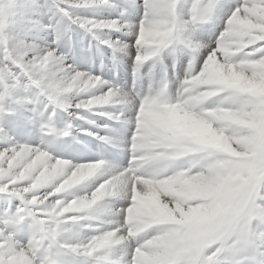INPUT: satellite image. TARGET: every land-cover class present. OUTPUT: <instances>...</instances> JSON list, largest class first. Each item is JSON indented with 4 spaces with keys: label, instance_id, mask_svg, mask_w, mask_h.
Returning a JSON list of instances; mask_svg holds the SVG:
<instances>
[{
    "label": "bare ground",
    "instance_id": "obj_1",
    "mask_svg": "<svg viewBox=\"0 0 264 264\" xmlns=\"http://www.w3.org/2000/svg\"><path fill=\"white\" fill-rule=\"evenodd\" d=\"M106 1L108 0H70L66 6H61L60 8L56 7L53 9L50 7L51 4L45 3L43 11H40L38 14V19H35L37 20L36 23L38 26L35 28L31 36L32 40L28 41L27 43L35 46L29 47L30 50L28 53L32 55V57L29 59L31 62H33V65L38 66L36 68L38 73H36V71L35 73L38 75L39 80H32V85L27 83L30 84L27 85V95H31L32 97L33 92L35 95L43 96L44 100H50L51 106L54 108L55 116L60 113L56 124L49 127L50 136H54L56 133H58V131L63 132L59 120L62 118L63 114H68L72 119H74L75 123L78 124V127H80V121L85 119V113H88V111H95L98 108V106L94 105L95 103H98L97 105H103L116 101L120 102L124 99V92L116 89H108L105 82L92 77L83 67L80 69L72 64L70 59H75L76 54L80 52L78 49H81V51L84 53L88 49L87 47H95L98 48L97 50H104L103 45H106L109 46V48L115 50L121 62L124 63V60L127 59V65L129 66L131 65V61L135 56L139 57L140 60L152 56V53L158 48H163L166 44L170 43L173 40L174 35L179 34L180 29L182 28L186 30V36L190 38L187 39L185 37L187 42L196 46L199 50L198 54L200 57H198L196 71H202V73L194 80V83L199 86L197 89V95L204 98L203 90H206L207 85L210 83H224L223 85L229 84V87L233 88L230 89L231 91H233L235 88L241 91L242 95L236 96L232 94L230 90H226L224 93H221L220 90H222V88L212 89L211 93L213 99L212 101H209L206 106L212 112H208L205 117L196 115L191 116L189 114L183 113L182 110L184 109L175 107L174 114L167 117H152L148 124L154 125L157 123L158 125H161V128H172L174 125H178L179 127L183 126L186 131L198 134L199 137L201 136L200 134L205 136V138L201 137L199 139L194 136L195 139L199 141V143H206V145L203 144L202 147H209V144L211 146V144L216 143L218 145L217 147L220 148L219 150L224 152V154H230L235 158L244 157V155L253 157L256 154H259L258 152L260 145L261 142H263L262 134L264 133V106L260 104L262 99L261 95L264 93V0H238V5L240 8L238 12L234 11L233 13L232 11L234 5H230L226 1L224 3L222 0H220L219 5L221 6L219 7V13H222V17L220 20L221 26H218V28L222 27V22L224 20H228V29L222 35V37H220V41L218 40L219 42L214 41L212 35V40H210L211 38L205 39L204 36L197 33L196 31H194L196 34L195 37L191 35L190 30L193 31V29L190 22L193 14L197 13L198 16L201 15L202 19L205 18L203 17L205 15V5L202 4V0H155V2L152 0H138L139 6L134 8L144 10L145 19L140 26L138 23H135L137 20L134 19L133 25H131L129 28H127L126 25L123 26L124 24L119 25L118 19L114 16V13H108L105 10L107 7L105 4ZM179 2L180 4H178ZM153 3H155V5H152ZM196 4H200L199 9L196 8ZM132 5L134 6V2H132ZM68 6H70L71 10L68 9ZM93 6H100L103 9V11L100 13V19H91L85 16V12H83V10ZM186 6L189 7L185 12L184 8ZM174 7V12L169 15L170 12L173 11ZM161 8H168V13L166 12L167 10H163ZM153 11L155 13L154 15H151ZM129 18V20H133L131 19L132 17ZM171 22L173 23L170 26ZM176 22L179 23L180 26L175 24ZM164 23L166 24L165 26H163ZM61 24L64 25L66 32H68L67 34L69 40H66L65 42H61L64 40V36L60 32ZM116 27L126 28L130 31L126 34L120 32L121 30L119 29L118 32H120V34L113 37L112 33L110 32L112 28ZM130 33L139 35L138 39L140 40L138 43L133 44L131 39L130 41L127 40L128 34ZM50 34L52 35L51 39L49 38ZM93 36L98 38L103 45L97 41H87V37L92 38ZM144 38H149V40L143 41ZM79 44L82 45L79 47ZM68 50H70V56L66 53ZM71 50H73V52H71ZM213 50L214 53L211 54ZM207 57L209 58L203 66L202 60ZM8 64H5L4 66L7 72L3 71L4 75L2 74L5 81L9 80V76L13 77L10 70H7ZM209 66L210 70L208 71L207 68ZM5 73H9L10 75ZM188 76H191V74H188ZM25 77L27 80L30 79V77L26 74ZM222 81H225L226 83ZM9 91L10 88L8 87L7 83L0 79V93L2 92V97L0 95V166H2L3 162L4 165L6 162H9L10 165L14 166V163H16L15 160L19 157H21V161L17 163L18 165H15V169L18 167V171L16 170V172L12 173L11 176L9 175L12 179L10 180V184L15 185L10 189V193L6 195L10 198V201L7 199L9 203H5L7 201L6 197L3 198L2 194H0V264H41V262L33 257L30 252V248L34 241V238H31V241L28 239L31 230H27L25 234L24 232L27 229V226L24 224L25 226L23 227V232L19 235L21 238H15L16 226L19 224H17V221V223L9 222L8 224L9 217H11V219H14L15 217V213H13L10 209H15V207L18 206L15 205L14 207V205L11 204H19L17 208L22 211L25 209L24 206H26L28 199L29 202L31 199L33 204H37V206H44V208H50L52 206L59 205L60 203V205H62L64 201L55 203L53 200H50L49 197H51V195H47V197H42V195H40L41 198L39 197L37 200L34 198V194L37 192L35 185L31 186L30 184L27 185L25 183V185H22L23 181L32 180L33 182V180L36 179L39 181L43 180L42 178H45V180L48 179L46 180V183H49L50 185L53 184L55 186L57 185V189L54 190V192L59 191L60 193H57V195L62 196V194L64 195V193L67 191L65 190L64 186H71V184L83 179V177H87V174L89 175L94 166H76L68 162L65 163L56 160L54 161L51 159V157L40 151L38 148L34 149L32 146V148H23L19 145L17 146V142L21 141L22 144L23 142H32L36 144L37 141L35 137L28 136L25 131L29 129L27 122H38L37 125L40 129V127L43 125L44 116L43 112L39 111L35 107L30 109L32 114L29 116L19 109L13 102L6 103V105H10V107L2 106L3 100L7 97ZM16 92V95H20L19 99L24 102V95L21 94L18 89H16ZM36 102L38 103V101ZM186 106L190 108L191 103H186ZM224 107L227 112H218L220 108ZM4 111H15V113H18V117L16 118L19 119L17 127V122H15V119H10V116L5 115ZM19 114L21 116H19ZM211 114H213L214 117L207 118V116ZM4 122H8L10 124ZM51 128H53V130ZM24 135L27 136L26 139H24ZM186 142H191L192 144L194 143L193 141L187 140ZM194 144L197 145V143ZM22 154L23 156H21ZM224 154L219 152V155L216 157L217 162L214 165L209 166L207 170L203 171L204 175H202L203 178H201V180L193 183L194 180L190 179L191 181H188L187 185L199 187L200 185L206 186L210 184L214 186V189H218L217 187L219 184H222L221 182L224 177H221V173H218L219 175L216 177V175L211 173L209 170L212 168V166L217 167L218 165H226L232 162L229 160L228 163V159H225L227 156H224ZM22 165L23 168H21ZM35 165H39L42 168L33 172L31 170L33 167H36ZM30 166H32V168H30ZM236 166L238 165L232 162L231 172H228L229 174L226 176L231 184L234 183L232 180H241V178H245V176H243L245 172L244 170L242 171V177L241 174H236V169L238 168ZM225 167L226 166H220V169ZM26 170H28V173L29 171L32 173L27 175ZM2 172L3 176L7 175V171H5L3 167ZM25 174L26 178L24 177ZM59 176H62V181L58 179L60 178ZM50 178H54V180L51 181ZM121 183H124V186L121 185ZM116 184L121 185L120 190L124 191V187L129 185V180L124 177L115 183H111V185H114L113 187L117 186ZM106 186L107 185H103V187L101 186L102 189L98 190H93L91 185H89V187L83 186L82 188L73 189L71 195L76 196L77 201L74 203H69L65 207L68 208V211L73 212L82 210L80 209L81 207L84 208L85 206L94 204L97 206V209H106L107 206L114 210L110 203H107L106 201L104 203H100L96 200L105 192ZM148 186L151 185L145 181L136 182V196L138 197L137 200L140 202L139 196L142 194L145 197L146 204L142 210L141 207H139V209H136L135 207L133 210L137 213L139 210H141L139 215L142 216L145 215L147 209L149 210V213H154L155 215L157 214L155 211H150V209L156 210V208L154 206V202L149 203L150 197L147 198V194L153 195L152 190L156 191V189ZM233 188L236 190L235 187ZM38 189L40 188L38 187ZM82 190H87V193L85 195H81L80 193ZM234 190L231 188V190L229 189L228 191H224L225 193H222L223 195L221 194L222 201L221 203L216 204L222 208H218L221 211L216 210L220 211L216 214V217L222 214H225L227 217H232L238 211L236 209L237 204L232 203V201L236 199V197L232 196L231 194L234 192ZM260 191H263V189ZM226 199H229L230 202H225L224 204ZM158 204L159 210L162 207L171 216L175 215L180 218H182L181 216H184V214H181L180 216L179 211L182 210L179 209V207L181 206H178L175 201L169 199L166 200L165 197L162 196V199ZM250 206L251 210L261 209L262 213H264V196L259 198L257 202H252ZM188 210V214L194 217L205 215L204 218H207L209 214L214 213L213 209L210 211L200 206H194ZM2 211H5L6 214H4L5 212ZM18 213L21 214V212ZM18 213L17 215L19 216ZM12 214L13 216H11ZM206 214L208 215L206 216ZM253 216H256V214H253ZM28 219H31V216H29ZM60 220L61 219H59V222H61ZM262 221H264V215H262ZM51 224H54V222ZM78 224H80L79 226L82 225V223H75V225ZM242 227L243 229L241 232L245 234L250 233L252 235L251 238H253L256 243H259L258 239H260V245L262 246L261 250H264V232L262 233L263 238L259 236L254 237L253 233H257V228L255 226L248 227L247 223H245ZM28 231L29 233H27ZM258 231L260 232L259 234H261L260 229ZM167 235L157 239L153 245L151 244L153 249L149 251H151L152 255L158 254V251H156L157 248L161 249L164 247L161 245L162 243H160V240L164 239ZM22 236H25V240H22ZM68 236L70 237L69 234ZM73 237H78V234L75 231L73 232ZM243 237L245 236L243 235ZM80 240L81 239L78 241ZM88 242L89 243H86L89 247L88 249L94 250L95 246L90 244V241ZM229 246L227 247L229 248ZM86 252H88V250H86ZM214 252L215 250H213L209 257L214 256L216 254ZM148 255L149 253L146 251L144 256L146 258L152 259L153 256Z\"/></svg>",
    "mask_w": 264,
    "mask_h": 264
},
{
    "label": "rangeland",
    "instance_id": "obj_2",
    "mask_svg": "<svg viewBox=\"0 0 264 264\" xmlns=\"http://www.w3.org/2000/svg\"><path fill=\"white\" fill-rule=\"evenodd\" d=\"M68 1H70V0H0V79L3 80L4 82H6L7 85H8V87L10 88V91H9L7 97L3 100L2 106H4V107H10V105H6V103L7 102H11L12 103L13 102L19 109H21L23 112H25L26 115H29L30 116L29 112L24 111L22 109V107L26 104V101H25L26 100V97H29L31 95H27V93H26L27 90H28V86L24 88L19 83L21 81V78L23 76H25V74L30 77V79L28 80V83H30V84H31V81L32 80H35V79H38L39 80V77H38V75H36V73H38V71L36 69L38 66H34L33 65V62H31L30 59H29V58L32 57V55L28 53L29 50H30L29 47H35V46H33L31 44H28L27 42L32 40L31 39V36H32L35 28H37V26H38L37 23H36L37 20H35V19H38L37 18V17H39L38 14H39L40 11H43V7H44V4L45 3L51 4L50 7L53 9V8H56V7H59L60 8L61 6L62 7L66 6L67 3H68ZM114 1L117 3L116 6H118V4L121 2V0H114ZM112 2H113V0H112ZM129 3L132 5V2L131 1H129ZM178 4H180V2ZM203 4L205 5V15L203 17H205L206 16V12H207V0H204ZM106 6L108 7L107 4H106ZM114 7H115V5H114ZM175 7H174L173 11L170 12L169 15H171L174 12ZM188 7L189 6H186L184 8L185 9V12H186V10H187ZM199 7H200V5L196 4V8L199 9ZM68 9H70V6H68ZM161 9H163V8H161ZM163 10L169 11L168 8H166V9L164 8ZM122 12H123L122 10L121 11H118L116 9V11L113 12V13H114V16L115 17H116V14H118L121 17L120 13H122ZM191 13H190V15H191ZM138 18H139V15L137 13H134V18L133 19L138 20ZM201 19H202L201 18V15L198 16L197 13L193 14V17H192L191 22H190L191 26L193 25V23L195 21H198V20H201ZM225 21H227V20H224L222 22V26L224 25ZM172 23L173 22H171L170 26L172 25ZM165 25L166 24L164 23L163 26H165ZM123 26H125V25H123ZM217 26H221L220 21L217 23ZM227 29H228V26H227ZM227 29L225 30V32L227 31ZM219 32H221L222 35L225 33L224 30H222V28L219 30ZM51 34L49 36L50 39L52 38V35ZM119 34H120V32H118L117 34H112V35H113V37H115L116 35H119ZM165 35H166V33H165ZM165 35H162V36H165ZM138 37H139V35H138ZM87 38H88L87 39L88 42H95V41H97V42L101 43V45H103L102 42H100L99 39L96 38L95 36L92 37L93 39L91 37H87ZM148 40H149V38H146V39L144 38L143 41H148ZM218 40H216V42ZM129 41H130V39H129ZM80 45H82V44H79V47H80ZM103 46H104L103 49L105 51H109L111 49V48L109 49V46H106V45H103ZM69 51L70 50H68L66 52L68 55H69ZM71 52H73V50H71ZM70 61H71V59H70ZM129 61H130V59H129ZM197 62H198V60H197ZM8 63H10V64H8ZM124 63H128L127 62V59L124 60ZM5 64H8L7 70H10L11 75H13V77L9 76V80H6V81L3 79V76H2V74L4 75V72L6 71V69L4 68ZM207 69L209 71L210 70V66ZM35 71H36V73H35ZM5 74L10 75L9 73H5ZM222 82H225V81H222ZM223 84H217V83H210V84H208L207 85V89L206 90H203V92H204V98L209 97V96H212V93H211L212 92V89H220V88H222V90H220L221 93H224L226 90L233 89V88L229 87V84H227V85H223ZM16 89H18L20 91V93L24 95V98H25L24 102H22L19 99V96L20 95L19 96L16 95V93H17L16 92ZM231 93L234 94V95H236V96H241L242 95V92L239 91V90H237V89H235V88H234L233 91H231ZM0 95L2 97V92L0 93ZM41 97H43V96H41ZM261 98L262 99L260 101V104L262 106H264V93H263V95H261ZM57 99H58V97H57ZM35 104H38L39 105V102L38 103L36 102ZM35 104H33V105H35ZM225 111L227 112V110H225ZM12 112H15V111H12ZM4 114L5 115H9L10 116L9 117L10 119H16L17 118V117L15 118V116L12 115L13 113L11 114V112H8V111H4ZM15 114H16V116L18 115L17 112ZM86 115H87V113H85V117H84L85 119H86ZM85 119L81 120L80 121V124H82V121H84ZM59 120H60V126H61L62 131L65 130L64 127L65 128L67 127V129L70 126L78 127V124H76L75 121H74V119H72L68 114H63L62 115V118L59 119ZM56 121L55 120H51L50 122H47L46 119H45V116H44V121H43L44 127L43 128H40V129H39V127H36L35 128L36 129L35 130V133H37L39 130L43 129V131L45 130L44 131L45 132V136H47V134H49V136H50L49 127L51 125L56 124ZM4 123H8V122H4ZM8 124H10V123H8ZM174 127H172V128H166L165 127L164 128L165 129V132H168V131L169 132H175V131H178V130H180L181 132H183L185 134L188 132L186 135L188 137L191 136L192 140H189L183 134H182V136L178 137L180 139H183L185 142L187 140V141H193L194 143H199V141L196 140L194 136H196V138H198V139L201 138V137L202 138H205V136L203 134H200L201 136L199 137L198 134H194V133H191L189 131H186V129L183 126H180L179 127L178 125H174ZM262 138H263V142H261L260 149H259V152H258L259 154H256L253 157L244 155V157H239V158L232 157V155H230V154H226V153L224 154V152H222L221 150H219L220 148L217 147L218 145L216 143L215 144H211V146L209 144L208 145L209 147H198V146H196V144H194V143L192 144L190 142V145L192 147H189V152L209 150L211 153H214L213 155L215 157H217V155H219V152H221L222 154H224V156H227V157H225V159L226 158L228 159V161H227L228 163H229V160H230V161L234 162L236 165H238V166H236V167H238L236 169V171H237L236 174H241V177H242V171L243 170L245 171L244 174H243V176H245V178H241V180H232V182H234V183H232V184L230 183L229 179H227L226 176H228L227 174H229L231 172V167H232V162H231L230 164L220 165V166H226L225 168H221V169H220V166L215 167V168H213V166H212L213 169H211V171H210L211 173H214L216 175V177L219 175L218 173H221V175H222L221 177H224V179L221 182L222 184H219L218 185V187H217L218 189H214V186L209 184V185H206V186L200 185L199 187L198 186H195L194 187V186L187 185L188 187L186 186L185 188L181 189V191H180V188H175L174 186L169 185V186H167V188H165L162 191V194L159 192L160 195L157 193L158 191H155L156 192L155 193L152 190L154 196L153 195H150V194H147L148 195L147 198L150 197L152 199L151 202H154V206L156 208V210L150 209L151 212H153V211L157 212L156 215L154 213L151 214V216L153 218H155V219H153V221L154 222H157V223H161V222L164 223L165 221L162 220V219H164L166 221L172 220L174 222H177V224L179 223L178 225H180L183 229L180 230L181 231V237L180 238H177V240H183V239L189 238V240H192L193 242H196L197 244L202 243L205 240L206 241H209V242H207V245L212 244V243H216V242H219L220 239H217V240H214V241H210V240H213V239L219 237L220 235H223L222 233H224L225 231L228 232V235H227L228 237L230 235H232L233 233L237 232V230H235V229L236 228L239 229V227L234 226L235 223L238 221L237 219L241 215H243L245 212H247L246 210L248 209V200H249V198L251 196V200L249 201V203L251 201H253V199L255 197V194H256V189H258L257 187L259 186L257 184H259L262 181L264 182V133L262 134ZM38 140H42L43 146H42L41 143L38 144ZM27 141H28V139H27ZM36 141H37L36 144L40 145V148H38V149H40V151H42V152L45 153L44 143L46 141L44 139H41L38 136H36ZM201 144L202 145L203 144L206 145V143H201ZM186 145H189V143L186 142ZM45 154L48 155L47 153H45ZM21 156H23V154ZM20 158L21 157H19V158H17L15 160V162H16V163H14L15 165H18L17 163L21 161ZM209 158H212V156H207L206 158H203L202 159L203 161L200 163V166L207 165L209 163L208 162ZM51 159L55 161V159H53V158H51ZM241 160H244V161H247V162H243ZM56 161H58V160H56ZM60 162H63V161H60ZM216 162H217V160L215 159V161L212 162V163H210L209 166L214 165ZM65 163H67V162H65ZM15 165L12 166V165L9 164V162H6V164L4 165V162H3L2 166H0V194H2V197L3 198L6 197V200L7 199L8 200L10 199L6 195H8L10 193V189L15 186V185H11L10 184V182H11L10 180H12L10 178V176L12 175V173H15L16 170L18 171V167H17V169H15ZM2 167L5 169V171H7V175H6L7 177L2 175V173H3L2 172ZM239 167H240V169H239ZM12 168H14V169H12ZM21 168H23V165H22ZM30 168H32V166H30ZM41 168H42L41 166L37 165L36 167H33L31 171L35 172L37 169H41ZM241 168H243V169H241ZM31 171H29V173H28V170H26V174L28 175V174L32 173ZM214 171H216V172H214ZM26 174L24 176L25 178H26ZM57 174H59V173H57ZM202 175H203L202 173H199L197 175V178H195L196 180L193 179L194 180L193 183L197 182L198 180H201V178H203ZM262 175H263V179L259 181V179L261 178ZM192 176L190 177V179L192 178ZM59 177L60 178H58V177L57 178L60 181H62V179H63L62 176H59ZM4 179H6V180H4ZM42 179L43 180H41V181H39V180L36 179V180H33V182H32V180H24L23 183H22V185H25V184H27V185L30 184L31 186H34L35 185V187L37 188V192L35 194L34 193L33 194H34V198L37 199V200L39 199V197L41 198L40 195H42V197H47V195H51V197H49V198H50V200H53L55 203H57V202H63L62 200H57L56 197H55V196H57V193H60L59 191H55L54 192V190L57 189V185L55 186L53 184H51V185L49 183L47 184L46 183L47 182L46 180H48V179H46V180H45V178H42ZM190 179L188 181H190ZM50 180L53 181L54 178H50ZM59 180H58V182L60 183ZM116 185L117 186H115V188L118 191H121L120 190L121 189V185L124 186V183H121V185H118V184H116ZM179 185H181V184H179ZM38 187L40 189H38ZM45 187H49L50 190H47V192H45V190H44ZM62 187H63V185H62ZM64 187H65V190H67L66 192H68L69 191V188L71 186L70 185H66ZM102 187H100V189H102ZM233 187H235L236 190H234ZM231 188L234 190V192L231 193L232 196H235L236 197V199H234V201H232V203H236L237 204L236 205V209L238 211L232 217H230V216L227 217V216H225V214H222V215L216 217V214L219 213L221 211L220 209L222 208L221 206H218V204H216V203H221V201H222L221 200V196L225 193L224 191H228L229 189L231 190ZM92 189L95 190L93 187H92ZM223 189H225V190H223ZM262 189L264 191V185L262 186L261 190ZM53 192H54V195H52ZM86 193H87V190H82L80 194L81 195H85ZM161 195L162 196H165V198H167L169 200L175 201L178 206H181V207H179V209H181L182 211H179V214H180V216H181V214H184L185 217L184 216H181L182 218H180V217H177L175 215L174 216H171L162 207L159 210V208H158L159 207V204L158 203L162 199V198H160V197H162ZM63 196L64 197L61 196L62 197L61 199H64L65 201L62 203V205H60L61 204L60 203L59 205H55V206H52L50 208H47V207L44 208V206H40V205L37 206V204H33L32 203L31 199H30V202H29V199H28V202H27L26 206H24L25 209H23L25 212L23 210L21 211L19 208H17L19 206V204H16V203L11 204V205H14V207H15V205H18V206L15 207V209L14 208L13 209H10L13 213H15L14 216L16 218L14 217V219L13 218L11 219V217H9V221H8V224H9V222H14V223H17L18 222L17 224H19V225L16 226V231H15V234L16 235H15V238H21V236H19V235L22 234L23 227L26 225L27 226V229L25 230L24 233L26 234V231L27 230H29V231L31 230L30 231V236L28 237V239L34 238V240H36L37 237L40 238L42 234H45L44 231H46V233L49 236L51 235L50 237H53L54 236L56 238V240H58L60 238L61 239L63 238L64 240H61L60 239L61 241H59V245H58L60 248H63L61 246V244L62 243H66V239H72L69 236H67V238L65 239V231H64L65 228H63V226L65 227L64 221H65V219H67L66 217L69 214V212L71 213V211H68V208H66L65 206H67L69 203H74L73 201L72 202L71 201H68V199H70L68 196H65V195H63ZM72 196H74V195H72ZM74 197H75V202H76L77 201V198H76V196H74ZM156 199H157V201H156ZM8 200L5 203H9L10 200L9 201ZM257 200L258 199H256V202H257ZM225 202L228 203V202H230V200L229 199H226L224 201V204H225ZM33 205H34V207H33ZM110 205L113 207V205L111 203H110ZM194 206H200V207L206 208V209H208L210 211H211V209H213V212L214 213L209 214V216H207L208 214H206L207 218H204L205 215H203V216L200 215V217L199 216H195V217L194 216H191L190 214H188L189 213L188 212L189 211L188 209H191V207L193 208ZM40 208H41V210H40ZM64 208H66V209H64ZM151 208H154V207H151ZM218 208H220V209H218ZM45 210H47V211H45ZM57 210H59V211H57ZM216 210H220V211H216ZM17 211L18 212H21V214H19ZM36 211H38V212H36ZM102 211H105V209L104 208L101 209V212ZM250 211H251V206H250ZM250 211H248V212H250ZM2 212H5V211H2ZM39 212H40V214H39ZM44 212H45V214H44ZM134 212H136V211H134ZM17 213L19 214V216L17 215ZM4 214H6V212ZM36 214H37V216H36ZM136 214L138 216V219H141L142 220V218L139 215V212L138 213L136 212ZM16 215L18 217H20V218H18ZM61 215H62V217H61ZM251 215L253 216V214H251ZM11 216H13V214ZM29 216H31V219H28ZM49 216H50L51 219L49 218ZM224 216H225V218H224ZM143 217L145 218V215H143ZM59 219H61L60 220L61 222H59ZM158 219H161V220H158ZM146 220L152 222L148 218H146ZM234 220H236V221L229 227L230 223L233 222ZM55 221H57V222H55ZM29 222H30V224H29ZM53 222H54V224H51ZM75 226H78L79 227V225H75ZM140 227H142V225L139 226V228ZM165 230L166 229L159 230V231L158 230L157 231H154V233L151 236L152 238H154L153 239V242L151 243L152 245H153V243L157 239L162 238L164 236V234L162 235V233ZM173 230L174 229L172 228L167 234L171 233ZM29 231L27 233H29ZM49 232H51V234H49ZM75 232L78 234L77 231H75ZM52 233H54V234H52ZM55 233H57V234H55ZM258 234H259L258 232L257 233L254 232L253 233V236L254 237H258V236L261 237L262 234H260V235H258ZM170 237H171V235H170ZM47 238L49 240H51L49 237H47ZM79 239H81L79 241V243L76 240H74V239H73L74 240L73 243L76 244V242H77V244H83V243L85 244V243H89L88 241H90V244L94 245L95 246V249L94 250H96V244H94L92 242V239H91L90 236L88 237L87 235H83ZM172 239H174L175 244H178V242H177V240L175 238H172ZM22 240H25V236L24 237L22 236ZM56 240H53V242H56ZM41 241H42V239H41ZM233 241L234 240H229V241H226L225 242L223 240V242H225L226 245H231V246H229L230 248L232 247ZM48 243L50 245V249H51L50 251H51V253H52L53 250L57 249L56 248V245L54 243H51V242H48ZM152 245H151V247H152ZM34 246L35 245H32L31 248H30V252L33 255V257H35L38 261H40L41 264H48V261L43 258L44 255H42L43 246L41 248H39V249H36ZM63 246H65V245H63ZM66 247H69V246H66ZM176 247L178 249L180 248L179 245L176 246ZM183 247H181V248L184 249ZM198 248L200 249L201 246H199ZM152 249L153 248H151L149 250H152ZM195 250H198V249L196 248ZM213 250H216V248L213 247L210 252L206 253V256H209L213 252ZM88 252L90 254L93 253V251L91 249H88ZM194 252L195 251H192L191 252L190 257L192 256V254ZM183 253L185 254V252H183ZM69 256H70V254L67 255V257H69ZM167 261L168 260H165V261H162V262L164 264L170 263V262H167ZM155 262H157V261H155ZM149 264H153V263L152 262H149Z\"/></svg>",
    "mask_w": 264,
    "mask_h": 264
}]
</instances>
